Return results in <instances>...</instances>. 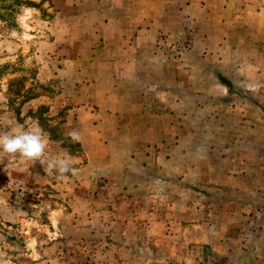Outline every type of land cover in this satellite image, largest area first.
<instances>
[{
    "label": "rangeland",
    "instance_id": "obj_1",
    "mask_svg": "<svg viewBox=\"0 0 264 264\" xmlns=\"http://www.w3.org/2000/svg\"><path fill=\"white\" fill-rule=\"evenodd\" d=\"M168 1L0 0V132L42 128L46 155L70 156L76 169L59 180L39 162L0 163V264H264L263 228V243L249 249L264 224V115L235 102L246 86L264 105L262 23L242 0ZM153 17L166 88H176L184 54L231 83L233 72L234 96L224 99L233 106L208 121L229 128L214 144L225 145L214 152L221 172L205 173L198 187L167 182L172 172L153 150L139 163L108 165L87 148L98 138L87 129L97 123L88 89L107 70L93 63L122 55ZM250 19L254 31L244 33Z\"/></svg>",
    "mask_w": 264,
    "mask_h": 264
},
{
    "label": "crops",
    "instance_id": "obj_2",
    "mask_svg": "<svg viewBox=\"0 0 264 264\" xmlns=\"http://www.w3.org/2000/svg\"><path fill=\"white\" fill-rule=\"evenodd\" d=\"M168 2L166 0V4ZM241 2L243 12L251 14L249 16L255 15L253 19L262 23L258 33L264 35V0ZM190 3H186V8L191 6ZM188 15L189 19H195L190 12ZM152 19L153 23H149L148 27H136L133 44L122 46V55L120 53L117 57L93 63L98 64L99 70L104 67L107 70L104 74L98 71L95 82L88 89L92 105H95L90 108L94 111H88V116L95 118L97 123L89 124L87 129L98 138L90 142L87 148L93 157L101 158L108 165L139 163L142 158L151 156L153 150L156 163L166 165L172 172L166 175L167 182L175 181L172 177H176L184 188L188 185L198 187V183L205 181V173L207 176L211 174L210 177L214 174L216 178L221 172L218 171V155L214 152L225 145L222 148L215 145L220 135L219 129L229 128L228 125L211 127L208 121H219L220 108L233 106L224 99H232L234 94L219 81L218 76L207 71L200 60H191L185 54L175 59L180 61V65L182 62L176 88H166V49L157 46L162 27L156 30L157 17ZM251 21L246 20L247 26L242 24L244 29H248L244 33L254 31ZM231 50L232 53L238 51L235 48ZM204 51L202 53L207 58ZM146 53L150 54L148 59L143 56ZM236 63L237 60L233 59L232 68L236 67ZM226 73L234 83L233 72ZM243 89L235 102H239L244 109L250 106L259 108L256 112L261 118L264 109L251 99L262 97L261 94L246 86ZM254 128L261 129L257 125ZM227 155L224 157L228 158Z\"/></svg>",
    "mask_w": 264,
    "mask_h": 264
},
{
    "label": "clouds",
    "instance_id": "obj_3",
    "mask_svg": "<svg viewBox=\"0 0 264 264\" xmlns=\"http://www.w3.org/2000/svg\"><path fill=\"white\" fill-rule=\"evenodd\" d=\"M73 142H79L80 136L76 132L70 133ZM47 136L42 128H12L10 131L0 132V163L7 158L13 162L30 163L39 162L47 175L63 180L67 174H75L74 161L70 156L49 158L46 155L48 147Z\"/></svg>",
    "mask_w": 264,
    "mask_h": 264
},
{
    "label": "trees",
    "instance_id": "obj_4",
    "mask_svg": "<svg viewBox=\"0 0 264 264\" xmlns=\"http://www.w3.org/2000/svg\"><path fill=\"white\" fill-rule=\"evenodd\" d=\"M17 1H20V0H17ZM30 3H33V2H30ZM218 77L220 78V80H221L226 86H228V88L231 87V84H232V83H231L227 78H225L224 76H222V74H221V75H218ZM251 99H254V100H255V103L264 109V105L262 104V102L260 101L259 98H251ZM263 218H264V216H263ZM263 218H262V219H263ZM260 221H261V220H260ZM260 221H259V222H260ZM259 222H258V223H259ZM258 223H257V224H258ZM258 225H260V226H258ZM258 225L255 226V227L253 228V230H252V242H250L251 246L249 247V249H252V250H254V248H257L258 245H260V244L263 243V236H256V232H257L258 230H263V229H264V224H258ZM262 228H263V229H262ZM249 249H248V250H245V249H244L243 251L249 253ZM251 260H252V259H251Z\"/></svg>",
    "mask_w": 264,
    "mask_h": 264
}]
</instances>
